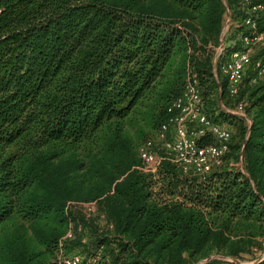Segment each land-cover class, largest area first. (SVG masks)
<instances>
[{
	"label": "trees",
	"instance_id": "obj_1",
	"mask_svg": "<svg viewBox=\"0 0 264 264\" xmlns=\"http://www.w3.org/2000/svg\"><path fill=\"white\" fill-rule=\"evenodd\" d=\"M242 1L0 0V264H55L70 222L82 232L63 251L89 241L86 264H198L262 249L264 77L250 73L232 98L212 56L225 4L238 18ZM191 76L211 121L220 124L208 108L230 98L247 103L250 124L224 112L236 139L208 174L167 159L145 172L139 147ZM90 203L104 225L84 238L91 221L78 208Z\"/></svg>",
	"mask_w": 264,
	"mask_h": 264
},
{
	"label": "built area",
	"instance_id": "obj_2",
	"mask_svg": "<svg viewBox=\"0 0 264 264\" xmlns=\"http://www.w3.org/2000/svg\"><path fill=\"white\" fill-rule=\"evenodd\" d=\"M241 10L243 14L237 19L241 46L236 48L234 44L232 46L224 41L229 26L223 27L214 58V65L221 66L227 79V93L232 98L239 95L243 80L250 73L253 83L257 78L264 77V54L253 58L251 51L255 46H264V5H251L249 0H243ZM246 106V102L240 101L235 106V111H229V114L245 118L250 124L245 113ZM167 112L168 120L158 129L160 148L151 139L144 141L139 147L143 171L154 174L162 160L167 159L185 174L205 175L223 163L230 150L232 133L207 117L194 76L187 79L183 92L168 105ZM205 136L210 137L211 144L199 143L198 138ZM83 206L95 209L93 203ZM80 232L81 225L69 223L66 234L59 241L60 250L55 264H86L81 254H65L63 251L65 241L73 239ZM260 242L264 248V237ZM93 261L95 260L89 259L88 263Z\"/></svg>",
	"mask_w": 264,
	"mask_h": 264
},
{
	"label": "rangeland",
	"instance_id": "obj_3",
	"mask_svg": "<svg viewBox=\"0 0 264 264\" xmlns=\"http://www.w3.org/2000/svg\"><path fill=\"white\" fill-rule=\"evenodd\" d=\"M237 19L238 18H233L232 12L228 9L227 5L225 4L224 27H226V26H229V27L227 28V31H226V34L224 37V41L226 43H229V45L233 46V44H234L236 47L237 46L239 47V46H241V44L239 41V32L237 31L238 30ZM218 47L214 48L213 55H212L213 56V68H214L215 75H217V66H215L216 64L214 65V58H215L216 49ZM251 51H252V57L253 58L261 57L264 54V46H255ZM222 77L224 79V76H222ZM245 78H247V76ZM228 100L232 106H227L223 102L220 101V102H218V104L213 105L212 108L211 107L208 108V111L210 113L211 118H214L220 124L223 122L224 123L225 122L230 123V122H228L227 118L222 117V116L226 115L224 113L225 109L228 111H231V112L235 111V106H233L234 104H236L235 100L230 99V98ZM203 101L205 102L204 105H206L208 107L209 104H207V100L205 101V99H203L202 102ZM231 116H234V115H231ZM229 125H232V124L230 123ZM131 134L132 135L135 134V129H131ZM148 139H151L155 143V145L160 148L161 142L159 141L158 131H155L154 133L149 135ZM234 139H236V138H234ZM72 209H74V208H72ZM93 210H94V212H96V208L93 209L90 206H80L78 208V212H82L83 214H86L87 219L89 221H91L88 223L87 230L83 234L84 238H85V236H86V238H87V236H88V238L92 237L93 229H94L93 228L94 226L92 224L94 222H97L101 225H104V223L102 221H100L96 215L93 216L95 214L93 212ZM80 223H82V222H80ZM88 248H90V243H89V241H86V243L82 242L81 245L78 243L76 245H73L72 251L81 254V256H83L85 258H88L87 256L92 253L91 251L88 252ZM262 258H264V248L261 249V248H259V246L254 245V246H251L249 248V251L247 253L242 254L238 258L231 257V256H224L220 253L214 252L208 258L199 261L198 264H206L210 261H217L218 263H225V262H229V261L233 262L235 260L239 261V263H241V264H252L256 261H259Z\"/></svg>",
	"mask_w": 264,
	"mask_h": 264
},
{
	"label": "crops",
	"instance_id": "obj_4",
	"mask_svg": "<svg viewBox=\"0 0 264 264\" xmlns=\"http://www.w3.org/2000/svg\"><path fill=\"white\" fill-rule=\"evenodd\" d=\"M225 80L227 82V79L225 77ZM225 113H228L229 114V111L228 110H224ZM230 115H233V114H230ZM237 116V115H234V117ZM238 117V116H237ZM230 123H227V122H223L221 123V125L225 126L226 128H228L231 132H232V135H233V138H235V135H236V128L234 126H231L229 125Z\"/></svg>",
	"mask_w": 264,
	"mask_h": 264
},
{
	"label": "water",
	"instance_id": "obj_5",
	"mask_svg": "<svg viewBox=\"0 0 264 264\" xmlns=\"http://www.w3.org/2000/svg\"><path fill=\"white\" fill-rule=\"evenodd\" d=\"M263 259V258H262ZM262 259H260V260H262ZM259 260V261H260ZM235 264H241V263H239V261H237V260H235V261H233ZM256 262H258V261H256ZM256 262H254V263H256ZM253 264V263H252Z\"/></svg>",
	"mask_w": 264,
	"mask_h": 264
}]
</instances>
